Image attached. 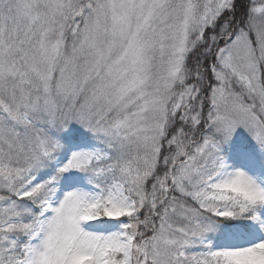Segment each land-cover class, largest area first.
I'll return each instance as SVG.
<instances>
[{"label":"snow or ice","instance_id":"snow-or-ice-1","mask_svg":"<svg viewBox=\"0 0 264 264\" xmlns=\"http://www.w3.org/2000/svg\"><path fill=\"white\" fill-rule=\"evenodd\" d=\"M0 264H264V0H0Z\"/></svg>","mask_w":264,"mask_h":264}]
</instances>
